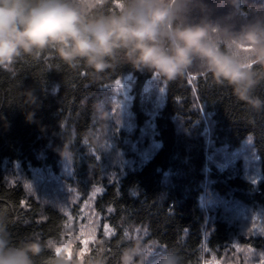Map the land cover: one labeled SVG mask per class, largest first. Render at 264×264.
Returning <instances> with one entry per match:
<instances>
[{
    "label": "trees",
    "instance_id": "obj_1",
    "mask_svg": "<svg viewBox=\"0 0 264 264\" xmlns=\"http://www.w3.org/2000/svg\"><path fill=\"white\" fill-rule=\"evenodd\" d=\"M82 3L92 13L108 14L120 6V0ZM258 3L240 0L233 17L244 22L241 25L264 21L261 11L252 19L255 22L250 18ZM239 27L236 23L230 28ZM191 71L192 79L187 74L163 82L164 99L153 120L158 149L139 167L108 182L90 151L103 87L126 74L134 76L130 111L135 129L132 135L115 133L120 143L125 136L133 141L149 118L143 90L153 73L120 64L103 77H93L83 65L65 66L53 52L0 67V229L10 244L39 243L42 251L34 264H120L121 253L133 243L135 251L155 244L178 264H203L205 250L220 256L239 222L216 211L207 214L200 197L207 180L217 197L264 210V78L256 75L258 83L248 93L252 103L242 104L229 87L215 84L201 65ZM247 139L261 175L255 185L239 171H220L207 161L209 150L234 151ZM66 155L80 193L87 194L93 185L103 188L94 209L112 230L106 235L100 229L87 251L76 242L69 258L55 251L66 236V217L5 178V163H19L24 172L49 167L58 174ZM239 242L264 253V232Z\"/></svg>",
    "mask_w": 264,
    "mask_h": 264
},
{
    "label": "clouds",
    "instance_id": "obj_2",
    "mask_svg": "<svg viewBox=\"0 0 264 264\" xmlns=\"http://www.w3.org/2000/svg\"><path fill=\"white\" fill-rule=\"evenodd\" d=\"M239 2L217 0L231 9ZM207 11L204 0H120L118 11L108 14L86 11L82 0H0V67L53 52L65 66L83 65L93 77L127 64L169 83L201 65L215 84L251 104L256 75L264 78V21L224 30L205 18ZM135 248L121 253L120 264H134ZM41 251L36 241L11 245L0 229V264H34ZM159 264L178 261L168 257Z\"/></svg>",
    "mask_w": 264,
    "mask_h": 264
},
{
    "label": "rangeland",
    "instance_id": "obj_3",
    "mask_svg": "<svg viewBox=\"0 0 264 264\" xmlns=\"http://www.w3.org/2000/svg\"><path fill=\"white\" fill-rule=\"evenodd\" d=\"M85 1L95 3V0ZM204 3L208 6L205 18H211L224 30L234 28L236 23L239 26L244 23L238 22V19L233 17L232 9L221 6L217 0H204ZM256 7L258 10L255 15L254 13L251 15V20L260 13L259 11L264 14V0H259ZM194 17L198 19L199 13H194ZM191 72L190 70L188 75L192 79L194 75ZM133 83L134 76L126 74L114 83L103 87L104 100L96 120L94 147L91 146L90 151L101 163V175L109 180L108 182L117 181L126 171L139 167L159 147V143L154 140L153 120L156 111L162 105L165 90L163 81L154 74L146 81L143 90L144 102L149 105L147 122L139 130L135 140L131 141L126 136L121 143L117 140L119 138L115 133L124 131L126 135H132L135 129L130 111ZM88 144L91 145L90 142ZM207 159L209 164L211 163L220 171H232L234 174L239 171L254 185L261 179L251 139H247L234 151L209 150ZM5 167L7 183L20 184L27 194L59 209L66 217V236L55 248L58 254L69 258L73 244L76 242H80L83 251H87L100 229L106 235L112 234L108 224L94 209L95 199L102 193L103 188L93 185L87 194L80 193L77 188L78 183L74 179L73 165L69 155L60 162L58 174L49 167L29 168L27 172H24L19 163L10 165L5 163ZM208 185L209 182L206 180L204 192L200 197V205L206 213L215 211L222 213L229 221L237 220L239 226L236 235L220 256L205 250L203 264H264L263 252L255 251L239 242L242 237L256 236L264 232V210L241 206L230 198L217 197L210 192ZM135 256L134 264H159L160 260L168 258L155 244H147L136 250Z\"/></svg>",
    "mask_w": 264,
    "mask_h": 264
}]
</instances>
